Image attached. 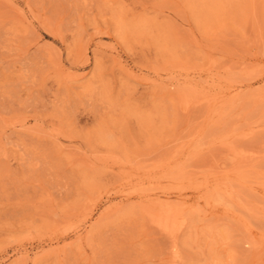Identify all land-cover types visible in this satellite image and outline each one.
<instances>
[{"label": "rangeland", "instance_id": "1", "mask_svg": "<svg viewBox=\"0 0 264 264\" xmlns=\"http://www.w3.org/2000/svg\"><path fill=\"white\" fill-rule=\"evenodd\" d=\"M0 264H264V0H0Z\"/></svg>", "mask_w": 264, "mask_h": 264}, {"label": "bare ground", "instance_id": "2", "mask_svg": "<svg viewBox=\"0 0 264 264\" xmlns=\"http://www.w3.org/2000/svg\"><path fill=\"white\" fill-rule=\"evenodd\" d=\"M153 212V211H152ZM151 212V213H152ZM158 215V214H157ZM177 222V216L174 213L167 212L164 216L158 219V224L164 229L171 231L175 229V225ZM178 228V227H177ZM172 232V231H171Z\"/></svg>", "mask_w": 264, "mask_h": 264}]
</instances>
